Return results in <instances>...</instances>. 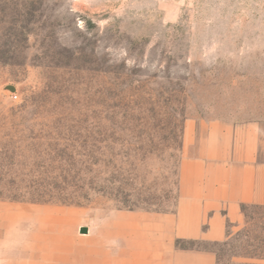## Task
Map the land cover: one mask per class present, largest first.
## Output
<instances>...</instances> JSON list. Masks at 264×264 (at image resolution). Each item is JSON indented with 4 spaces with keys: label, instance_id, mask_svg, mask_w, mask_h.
<instances>
[{
    "label": "rangeland",
    "instance_id": "374dc122",
    "mask_svg": "<svg viewBox=\"0 0 264 264\" xmlns=\"http://www.w3.org/2000/svg\"><path fill=\"white\" fill-rule=\"evenodd\" d=\"M217 121L264 123V0H0V264L174 213L184 126ZM183 246L264 264V207Z\"/></svg>",
    "mask_w": 264,
    "mask_h": 264
},
{
    "label": "crops",
    "instance_id": "0c3cea01",
    "mask_svg": "<svg viewBox=\"0 0 264 264\" xmlns=\"http://www.w3.org/2000/svg\"><path fill=\"white\" fill-rule=\"evenodd\" d=\"M241 205L264 207V123L187 122L172 214L132 213L118 240L67 242L51 264H216L213 252L176 240L221 242L243 222ZM55 249H68L55 248Z\"/></svg>",
    "mask_w": 264,
    "mask_h": 264
},
{
    "label": "trees",
    "instance_id": "16d2710c",
    "mask_svg": "<svg viewBox=\"0 0 264 264\" xmlns=\"http://www.w3.org/2000/svg\"><path fill=\"white\" fill-rule=\"evenodd\" d=\"M246 208V206L244 205H241L240 209H241V213L244 214V209ZM191 243V244H194L195 242H198V241H194V240H176L175 241V247L177 249H182V250H189V249H194V248H191V247H185L183 246V243ZM208 251V250H206Z\"/></svg>",
    "mask_w": 264,
    "mask_h": 264
}]
</instances>
